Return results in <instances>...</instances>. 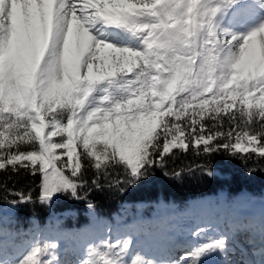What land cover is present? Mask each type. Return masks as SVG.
<instances>
[{"label": "snow or ice", "instance_id": "snow-or-ice-1", "mask_svg": "<svg viewBox=\"0 0 264 264\" xmlns=\"http://www.w3.org/2000/svg\"><path fill=\"white\" fill-rule=\"evenodd\" d=\"M189 152L264 161V0H0V170L38 176L39 203L123 192ZM208 232L168 264H234L229 235ZM58 251L10 252L0 217V264H64ZM72 264L159 262L109 230Z\"/></svg>", "mask_w": 264, "mask_h": 264}, {"label": "trees", "instance_id": "trees-1", "mask_svg": "<svg viewBox=\"0 0 264 264\" xmlns=\"http://www.w3.org/2000/svg\"><path fill=\"white\" fill-rule=\"evenodd\" d=\"M195 165L205 166L214 174L209 177L202 170H191ZM174 171H180L182 175L176 177L172 174ZM92 175L89 169L85 177L90 180ZM39 183L38 176L24 170L19 173L0 170V217L10 252L14 247L24 249L30 246L34 238L47 242L55 236L54 242L63 247L66 259L78 252L75 244L77 234L97 223L105 229L111 228L112 235L121 226L122 231L134 240L137 252L144 259H149L151 251L141 249L140 236L151 235L154 216H159L161 223L165 220L161 214L162 205L171 207L179 221L196 200L211 198L223 209L249 192L260 201L264 198V161H244L223 152L207 157L197 156L194 152L187 155L178 153L177 158L169 160L166 169L151 170L135 185L125 186L123 192L107 187L93 189L86 199L80 200L58 194L50 205L39 203ZM13 192L30 194L32 202L13 206L11 201L17 199L11 195ZM81 196H84V191H81ZM88 203L94 207L89 209ZM137 215L141 217V223L149 225L147 233L133 234L130 231L137 222ZM232 225L233 221L227 215L215 224L219 233L226 232L229 237ZM239 225L240 228L243 226ZM246 229L243 230L245 233L248 232Z\"/></svg>", "mask_w": 264, "mask_h": 264}, {"label": "rangeland", "instance_id": "rangeland-1", "mask_svg": "<svg viewBox=\"0 0 264 264\" xmlns=\"http://www.w3.org/2000/svg\"><path fill=\"white\" fill-rule=\"evenodd\" d=\"M264 198L261 202L256 201L255 198L250 196L249 194H244L234 205L231 206V208L227 211V214L234 218L235 222H241L243 219H249L248 225H251L254 227H258L261 224V219L264 217ZM161 212L163 215L166 216V220L164 223L160 226L159 225V218L154 217V227L152 228V235L148 238L150 241H146L145 243H142L141 249H149V248H156L160 249L163 253V261L166 259H172L173 256L170 255L167 256L169 253V247L175 246V245H184L187 243L189 247L197 241H195L191 236L190 232L195 228L196 225H200L205 227L209 230L208 234H217L215 225H214V218L220 217V214L218 212V207L214 201H207V202H199V203H193L190 206V209L182 216V219L180 221H177V219L174 218L172 211L170 208L163 206L161 209ZM226 212V211H225ZM222 213V212H221ZM137 223L132 227L131 232L133 234H136L137 232H146V228L148 224H142L141 218L137 217ZM254 227V228H255ZM90 230V231H89ZM241 230L237 231L235 233V240L239 244V246L233 242L230 243V252L228 254L227 259L229 261L233 260L234 264L240 263V254L239 252L242 251L241 245L243 246V243L240 241L239 236L236 235L240 233ZM257 232V234H256ZM108 231L101 230L100 227H95L93 229H87L84 231L83 235L89 237V239H95L99 236L106 235ZM256 236L258 235V238H261L259 235L260 233L258 231H255ZM127 236L123 234L121 230L116 231L114 233V236ZM55 236L50 238L49 243H54ZM146 236L141 237V240L144 241ZM172 239L171 241H168L169 239ZM171 243V245L169 244ZM258 243V240H254V246ZM82 243H79V247L82 246ZM262 245V244H261ZM261 247V252L264 251V248ZM15 250V249H14ZM62 249L59 248V251L56 253V258L59 260H62ZM245 251H251L250 249H245ZM176 256L175 259H178L183 253L182 252H176L174 253ZM155 256V255H153ZM174 259V258H173ZM255 259V258H254ZM253 261V258L251 259ZM217 257H212L211 260H209L208 264H216ZM73 260L72 258H67L64 264H72ZM257 264V262H256Z\"/></svg>", "mask_w": 264, "mask_h": 264}]
</instances>
